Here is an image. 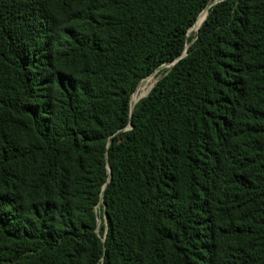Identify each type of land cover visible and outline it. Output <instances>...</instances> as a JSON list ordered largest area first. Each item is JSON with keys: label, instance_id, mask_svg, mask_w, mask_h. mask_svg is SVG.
I'll return each mask as SVG.
<instances>
[{"label": "trees", "instance_id": "trees-1", "mask_svg": "<svg viewBox=\"0 0 264 264\" xmlns=\"http://www.w3.org/2000/svg\"><path fill=\"white\" fill-rule=\"evenodd\" d=\"M213 1L0 0V264H264V0Z\"/></svg>", "mask_w": 264, "mask_h": 264}, {"label": "rangeland", "instance_id": "rangeland-1", "mask_svg": "<svg viewBox=\"0 0 264 264\" xmlns=\"http://www.w3.org/2000/svg\"><path fill=\"white\" fill-rule=\"evenodd\" d=\"M198 29V28H197ZM197 29H194V27L192 26L189 31H188V36L195 33L197 31ZM171 66V64H163L162 66H160L159 68L155 69L151 74H149L148 76H146L144 79L141 80V82L139 83V85L144 82L146 79H150V88L149 90L152 88V86L155 84V82L157 81V79L163 74V70L166 69V68H169ZM138 85V86H139ZM137 86V88H138ZM136 88V89H137ZM149 90L146 92V94L149 92ZM136 91V90H135ZM134 93V92H133ZM132 93V94H133ZM146 94H144L143 96H145ZM132 96V95H131ZM142 96V97H143ZM141 98V97H140ZM136 102V101H135ZM134 102V103H135ZM97 212L99 214L100 210H99V205L97 207ZM100 220V219H98Z\"/></svg>", "mask_w": 264, "mask_h": 264}, {"label": "bare ground", "instance_id": "bare-ground-1", "mask_svg": "<svg viewBox=\"0 0 264 264\" xmlns=\"http://www.w3.org/2000/svg\"><path fill=\"white\" fill-rule=\"evenodd\" d=\"M203 13H206V10H204V11L199 15V17H198V19H197L198 22L196 21L197 24L195 23V25L193 26L194 29H197V28L200 26L201 22L203 21V19H204V18H203ZM146 80H147V79H146ZM146 80H145V81H146ZM145 81H144V82H145ZM144 82H142V83L138 86L137 90H136V91L133 93V95L131 96V105H132V106H134L135 103L137 102L136 99H135V98H136L135 96L138 94V91H139V89L141 88V86L143 85L142 88L144 89V92H143V94H142V96H143V95L145 94L146 87H147V85L149 84L150 80L147 81V82H145V83H144ZM143 83H144V84H143ZM142 96H141V97H142ZM135 101H136V102H135ZM133 102H135V103H133Z\"/></svg>", "mask_w": 264, "mask_h": 264}, {"label": "water", "instance_id": "water-1", "mask_svg": "<svg viewBox=\"0 0 264 264\" xmlns=\"http://www.w3.org/2000/svg\"><path fill=\"white\" fill-rule=\"evenodd\" d=\"M217 1H220V0H214L212 3H215V2H217ZM210 5H211V4H209L207 7H209ZM204 10H206V9H204ZM204 10H203V11H204ZM199 15H200V14H199ZM199 15H198V16H199ZM205 16H206V15H205ZM197 18H198V17H197ZM197 18H196V20H197ZM204 18H205V17H204ZM196 20H195V22H196ZM195 22H194V23H195ZM187 34H188V33H187ZM176 60H177V59H176ZM176 60H174V61H172V62L164 63V64H171V65H172V64L175 63ZM162 65H163V64H162ZM162 65H161V66H162ZM140 82H141V81H140ZM140 82H139V83H140ZM139 83H138V85H139ZM138 85H137V86H138ZM136 88H137V87H136ZM135 90H136V89H135ZM135 90H134V91H135ZM132 109H133V106L131 105V98H130V110L132 111ZM108 171L110 172L109 169H108ZM98 222H99V220H98Z\"/></svg>", "mask_w": 264, "mask_h": 264}]
</instances>
